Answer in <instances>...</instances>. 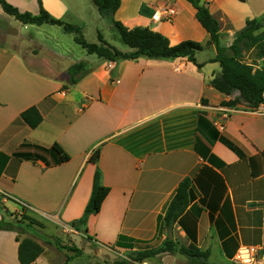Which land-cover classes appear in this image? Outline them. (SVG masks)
<instances>
[{"label": "crops", "instance_id": "crops-1", "mask_svg": "<svg viewBox=\"0 0 264 264\" xmlns=\"http://www.w3.org/2000/svg\"><path fill=\"white\" fill-rule=\"evenodd\" d=\"M7 1L22 12L40 11L39 0ZM200 1L218 20L225 47L248 20L264 16V0ZM42 3L54 17L88 27L77 2ZM196 12L188 0H121L115 18L126 26H147L170 45L202 43L196 63L187 57L88 60L95 69L69 85L67 69L77 61L60 65L63 51L33 29L48 23H22L0 5V194L6 210L20 215L25 206L26 214L43 223L36 227L74 235L65 228L84 214L100 169L110 192L83 226L91 240L115 246L121 241L125 249L138 250L173 237L209 250L210 264H234L239 247L249 245L259 249L264 264V103L255 110L222 105L239 91L226 95L211 85L221 66ZM205 49L213 55L199 59ZM31 107L42 115L35 128L21 118ZM217 133L242 154L213 140ZM54 143L69 161L53 164L52 153L37 148ZM97 148L93 163L89 158ZM18 151L45 159H21ZM187 177L193 199L166 231L162 217ZM34 228L20 238L31 237ZM32 238L45 247L32 264H84L76 262V254L60 258L55 239ZM18 248L17 233L0 230V264H21ZM178 259L165 254L148 264H179Z\"/></svg>", "mask_w": 264, "mask_h": 264}, {"label": "trees", "instance_id": "trees-1", "mask_svg": "<svg viewBox=\"0 0 264 264\" xmlns=\"http://www.w3.org/2000/svg\"><path fill=\"white\" fill-rule=\"evenodd\" d=\"M196 8V17L202 26L209 32L210 41L216 46L217 55L215 61L221 66V72L216 74L211 85L218 91L232 95L239 91L234 99L223 101L224 106H246L249 109H258L264 103V16L247 21L243 30L237 33L230 46L221 44V33L218 20L211 14L209 7L200 0H188ZM100 16L110 22L118 32L120 40L128 46L131 51L124 52L110 44L103 33L98 30L99 42H89L84 36V28L81 25L69 23L61 18H56L43 6L39 0L40 11L38 14L22 12L7 0H0V5L6 13L15 17L25 24L42 25L45 23L61 26L66 33L74 35L75 41L87 50L89 54H95L101 60L119 61L124 59L136 60L140 57L153 59L187 57L189 61L196 63L195 54L204 49V45L194 40H184L176 45H170L168 41L156 34L147 26H136L130 28L121 20L115 18V13L121 5V0H93ZM251 50H256V57L261 61H248L247 55ZM95 67L88 60H79L67 69L68 84H76L84 76L89 74ZM21 118L30 127L35 128L42 122V115L36 107H31L21 114ZM220 139L233 150L242 154L240 149L227 137H213ZM41 151L50 152L54 157L53 164H62L70 160V155L59 143H54L50 148L38 146ZM15 155L21 159L37 160L45 159L42 153L18 151ZM100 149L97 148L89 160L96 163L99 159ZM50 164V163H48ZM101 171L97 169L94 175L93 187L90 200L85 208L84 214L71 223L72 226H85L88 217L100 210L102 203L110 192V188L101 182ZM192 179L187 177L180 182L172 200L170 201L164 216L162 217L163 228L171 231L188 208L193 199ZM23 213L21 217L6 210L0 194V230H9L17 233L19 241L18 255L21 264H32L45 250L42 243L32 237L20 238V235L28 228L36 225L43 227V223L25 213V206H21ZM54 243L59 245V240ZM124 246L123 243L118 244ZM77 254L83 252L78 247H72ZM181 253L186 256L190 263L199 262L210 264L209 250L201 249L195 242L185 244L173 237H167L160 245L131 251L127 258H118L112 262L97 264H131V262H143L160 254Z\"/></svg>", "mask_w": 264, "mask_h": 264}, {"label": "rangeland", "instance_id": "rangeland-1", "mask_svg": "<svg viewBox=\"0 0 264 264\" xmlns=\"http://www.w3.org/2000/svg\"><path fill=\"white\" fill-rule=\"evenodd\" d=\"M70 3L77 2L80 6V10H78L79 14H81L84 20L87 22L88 27L84 29V36L89 42H99L98 39V30H100L104 38L112 45L117 47L122 51H128L130 48L126 46L121 40L118 35L117 30L115 27L108 22L107 20L103 19L97 7L91 0H68ZM81 7H83V11H81ZM38 14V13H37ZM71 23V22H69ZM73 24V23H72ZM33 29H38L41 33H37L38 38L46 39L48 44L53 46H57L60 50H62L64 55L58 56L57 62L60 65H66L68 62L78 61V60H90L92 62L98 63L101 59H99L95 54H89L85 48H83L80 44H78L75 39L74 35L71 33H66L61 27L59 26H52L46 24L45 26L38 27L34 26ZM49 29H55L56 32H50ZM213 55L212 49H205L204 51L198 52L199 59H205L209 56ZM248 61H257L258 64L261 61L256 57V50H251L247 55ZM3 201V200H2ZM8 211V210H7ZM16 215L21 217V214L15 213ZM33 230L30 231V234L34 237L39 238V240L46 241L47 243H53L54 239L59 240V245L53 243V246L59 249V257L64 258L65 256H71L76 254L75 256H79L76 262L89 264L93 262L97 263H105V262H112L118 258H127L128 254L134 249L129 248L125 249L123 246H115V245H101L93 240H91L84 231V227L82 225L79 226H69L65 229L69 233H73L74 235L67 236L62 234L61 232L50 233L48 229L43 230L35 225ZM31 236V237H32ZM22 238V237H21ZM78 247L83 250L81 254H77L76 251L72 250V247ZM124 248V249H121ZM67 254V255H66ZM165 254L163 253L158 255L152 259H146L143 262H136L141 264H148L153 259L159 261L162 260V257ZM172 255L179 256L178 263L179 264H201L199 262L190 263L189 259L182 255L181 253H176ZM186 257V258H182ZM186 259V260H183ZM133 263V262H131ZM155 264V263H152ZM234 264H238L234 262Z\"/></svg>", "mask_w": 264, "mask_h": 264}, {"label": "built area", "instance_id": "built-area-1", "mask_svg": "<svg viewBox=\"0 0 264 264\" xmlns=\"http://www.w3.org/2000/svg\"><path fill=\"white\" fill-rule=\"evenodd\" d=\"M165 12L173 14L174 10L167 9ZM154 17L158 16L155 14ZM260 258L261 256L259 249L249 245H242L237 250L235 262L238 264H260Z\"/></svg>", "mask_w": 264, "mask_h": 264}]
</instances>
